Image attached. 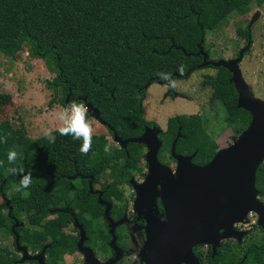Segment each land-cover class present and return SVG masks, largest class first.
Wrapping results in <instances>:
<instances>
[{
    "label": "trees",
    "instance_id": "trees-1",
    "mask_svg": "<svg viewBox=\"0 0 264 264\" xmlns=\"http://www.w3.org/2000/svg\"><path fill=\"white\" fill-rule=\"evenodd\" d=\"M264 0H0V54L16 56L27 48L31 58L41 59L55 72L49 82L60 90L64 107L72 100L89 103L99 111L100 118L122 139L140 136L144 124L142 101L152 83L167 84L158 74L170 79L185 78L202 68L201 46L208 55L206 34L233 11ZM182 69V71H181ZM215 74L206 83L212 98L220 100L226 110L225 124L238 136L249 124L250 114L236 106L237 94L230 73L215 67ZM9 96L0 93V103ZM180 132L175 150L179 154L195 153L198 165L209 162L220 149L208 134L200 114H181L168 118L161 134L160 153L169 148ZM112 136V132H109ZM55 143L42 135L27 136L21 130L0 127V194L9 198L8 214L0 205V232L10 233L11 216H22L38 226V232L52 236L46 249V264H63L61 251L71 247L59 230V220L43 223L55 204L66 201L95 215L99 208L94 200H73L76 192L70 178L75 171L89 170L98 180L109 169L114 178L111 188L131 170H141L144 146L130 142L126 148L112 145L105 154L104 137L93 136L87 155L80 152V140L54 132ZM15 147L23 153L26 170L31 169L33 182L28 189L16 191L19 176L8 174L7 151ZM124 169L126 174H122ZM87 172V171H86ZM70 176V177H69ZM51 180L47 184V179ZM255 186L264 203V162L256 170ZM82 195L81 191L76 192ZM117 196V191L114 192ZM10 208V210H9ZM10 214V216H9ZM94 226L90 225V228ZM51 233V234H50ZM22 240L35 247L31 231H24ZM102 239V244L106 243ZM41 245L38 246L40 248ZM36 249V248H34ZM240 252V255H239ZM246 257L242 258L241 254ZM7 248H0V264H19L9 257ZM223 257H215L217 264ZM230 264H264V239L251 242L230 256Z\"/></svg>",
    "mask_w": 264,
    "mask_h": 264
},
{
    "label": "water",
    "instance_id": "water-1",
    "mask_svg": "<svg viewBox=\"0 0 264 264\" xmlns=\"http://www.w3.org/2000/svg\"><path fill=\"white\" fill-rule=\"evenodd\" d=\"M198 53L203 57L201 67L222 66L231 72L230 81L237 92V107L248 111L251 120L232 144L220 148L204 165L192 161L195 153L187 156L176 153L175 144L180 136L178 132L170 149L177 163L175 171L157 158L161 147L158 126L146 127L140 136L126 139L112 130L114 141L121 147L133 142L147 148L145 159L148 173L145 180L137 185V209L139 211V205L148 209L146 240L141 252L145 264H200L193 248L208 244L215 252L221 238H239L233 225L242 222L249 212L256 213L258 224L264 227V203L259 199L255 186L256 170L264 162V100L256 98L243 80L237 66L240 57L228 61L208 60V54L201 46ZM167 83L170 84L171 80ZM85 104L89 113L106 125L97 108ZM154 185L160 187L165 220L158 219L153 211V193L150 190L153 192ZM144 194L146 198L149 196V206L144 202ZM113 244L114 241L111 243L114 247ZM20 249L23 251V260L32 259L38 264H45L44 249L34 256L27 255L25 248ZM84 252L89 263L99 264L89 250ZM118 255L119 252L106 264H112Z\"/></svg>",
    "mask_w": 264,
    "mask_h": 264
},
{
    "label": "flooded vegetation",
    "instance_id": "flooded-vegetation-1",
    "mask_svg": "<svg viewBox=\"0 0 264 264\" xmlns=\"http://www.w3.org/2000/svg\"><path fill=\"white\" fill-rule=\"evenodd\" d=\"M245 13L246 12H241V17H243ZM254 14L255 12L250 18L253 21L252 23H254L253 25L245 24V26H242L241 18L235 22L239 26H236L235 29L236 39L234 40V46L239 41L241 43L235 55L230 58H218L228 61L240 57L239 61L237 62V66L240 70L243 80L250 86L252 93L253 90L251 85L246 81L244 72L240 65L244 57L252 51L253 46L256 44L257 38L261 39V37L256 34V29H263L264 24H258L255 20L256 16H254ZM208 60L217 59H211L209 54ZM223 68L226 69L225 67ZM226 71L228 70L226 69ZM228 72L230 73L231 77V72ZM230 77L228 81L232 82L230 81ZM174 92L175 91L171 89L169 94H165V97L171 96L176 98L177 96H175L176 94ZM260 99L263 100L264 96H262ZM147 122H149L150 125L144 124L143 131L146 127L152 128L154 126H158L160 128L158 138L161 140V134L166 130V127L163 129L156 122L149 120ZM105 126L108 129V132H112L113 129L108 126V124ZM162 144L163 142L161 140V147ZM111 145H115L120 148H126L121 147L116 141H114V144ZM171 145L169 148V153L165 151L164 154L160 153V147L157 158L160 163L170 167L172 171H175L177 163L172 157L170 150ZM143 151L144 158L141 160L144 161V164H138V166L141 167V170L138 172L131 170L130 178L127 181L125 180L126 178H123L122 181L117 183L113 188H111L110 184L114 181V178L110 176L109 169H106L103 173H101L97 181L94 180V174H90L89 170H86L87 172L75 171L74 175L71 177L69 176L75 183L74 188L76 192H82V195H77L75 192L71 199L81 201L88 197L87 199H91L92 201L94 200L93 206L99 208L100 210L99 213L93 215L90 210H82L79 206H76L75 203L71 204L63 200L59 203L57 202L55 207L50 209L48 214L45 215L43 218V223H47L50 220H59L58 228L67 239V242L72 249L67 255H61V262L63 264H91L88 262L86 253L84 252L86 250L90 251L92 256L99 262V264H106L108 261L115 258L118 252L119 255L117 259L112 262V264H145L141 259V252L146 240L145 226L147 223L146 214L148 209L142 205H139L141 206L139 211L137 209V198L139 195L137 185L141 184L145 180L148 173V166L145 159V154L147 152L146 146H144ZM180 155L187 156L186 154ZM169 161L173 162L175 166L172 167ZM104 174H106L108 179L105 182H103L101 179ZM122 174L124 175L126 172H123ZM46 182L47 184H50L51 180L48 178ZM115 191L118 193L117 196L114 194ZM152 191L153 192L150 190V193H153V211L155 214H157L158 219L165 220L166 217L159 195V185H154ZM143 197L146 198V194H144ZM148 197L149 196H147L144 201L147 206H149ZM9 201L10 200L8 197H6L4 194H0V205H5L6 208L1 210L5 214H8L7 207H9ZM31 222L32 221L30 220L27 221L23 215L18 217L11 216V230L9 235L11 236L12 245L10 248L7 246H3L1 248H7L8 252H10L8 256L13 258L19 264H38L36 260H23V251H21L20 248H25L26 253L29 256L37 255L42 249H44L43 256L46 264L47 255L45 254V251L49 247L51 238L54 234H56V232H53V234L50 233L52 236H46L43 233H39L38 226H34ZM90 225L94 227L90 228ZM27 229L31 231L29 236H31L33 240L37 241L34 247L36 249H34L31 245L26 244V241L22 240L21 238V236L24 237V231ZM82 229L84 234H82ZM233 230L239 234V238L236 236L221 238L219 240V245L215 249V252L213 251L212 246L208 244H199L195 246L193 251L198 258L199 263L217 264L215 257L219 256L223 257L219 263L225 262L232 254H234L235 250L240 251L244 249L247 244L264 239V227H261L258 224V215L254 212H249L242 222L234 224ZM103 238L107 240L105 244H102L101 242ZM112 241H114L113 245L115 248L111 245ZM79 243H81V247H79ZM39 245H41L40 248H38ZM66 256H69L68 261H65L64 259ZM241 257H246L245 253H242Z\"/></svg>",
    "mask_w": 264,
    "mask_h": 264
},
{
    "label": "rangeland",
    "instance_id": "rangeland-1",
    "mask_svg": "<svg viewBox=\"0 0 264 264\" xmlns=\"http://www.w3.org/2000/svg\"><path fill=\"white\" fill-rule=\"evenodd\" d=\"M241 12H246L243 17ZM254 12L257 23L264 24V2L253 3L233 11L226 18L221 19L213 31L206 34V45L209 47L211 59L230 58L235 55L241 44L239 41L234 46L235 29L239 26L235 22L241 18L242 26L253 25L250 18ZM262 30L264 28L256 29V34L261 39L257 38L252 51L244 57L240 65L254 96L259 99L264 96V31ZM215 70V67L205 66L195 69L185 78L173 79L170 84L152 83L142 102L144 118L156 122L165 129L170 117L200 114L206 131L218 143L219 148L232 144L238 136L235 137L231 128L225 124V107L220 100L212 98L211 88L203 84L215 74ZM54 75L55 72L41 59L31 58L26 47L13 57L0 54V93L9 96L8 100L0 103V127L21 130L31 138L42 136L45 128L55 129L59 125V112L66 107L60 103V90L55 91L49 85ZM171 89L175 91L176 98L165 97ZM89 119L94 129L93 136L104 137L108 143L114 144L106 126L91 113ZM169 163L172 167L175 166L173 162L169 161ZM138 164L143 165L144 161L139 160ZM101 179L103 182L108 180L106 174ZM11 245L9 233L0 232V248L3 246L10 248ZM61 252L64 256L71 251ZM64 259L68 261L69 256ZM230 263L229 258L226 264Z\"/></svg>",
    "mask_w": 264,
    "mask_h": 264
},
{
    "label": "clouds",
    "instance_id": "clouds-1",
    "mask_svg": "<svg viewBox=\"0 0 264 264\" xmlns=\"http://www.w3.org/2000/svg\"><path fill=\"white\" fill-rule=\"evenodd\" d=\"M182 71V69H181ZM162 79L169 80L168 74H158ZM59 125L53 128H45L43 130V136L49 141V143H55L56 136L54 132L59 133L61 136H71L75 140H80V152L83 155H87L92 147V137L94 133L93 125L89 119V108L83 102L72 100L69 102L68 107L63 108L58 115ZM0 143H7V137H0ZM105 154L112 152L111 143L104 145ZM7 162L9 167L7 172L13 176H19V185L16 191L22 189H28L32 182L33 176L31 169L26 170L23 164H17V161H23V153L16 150L15 147L7 151ZM0 166H3V162L0 161Z\"/></svg>",
    "mask_w": 264,
    "mask_h": 264
}]
</instances>
